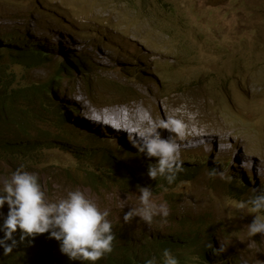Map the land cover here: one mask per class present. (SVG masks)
Segmentation results:
<instances>
[{
  "label": "rangeland",
  "instance_id": "rangeland-1",
  "mask_svg": "<svg viewBox=\"0 0 264 264\" xmlns=\"http://www.w3.org/2000/svg\"><path fill=\"white\" fill-rule=\"evenodd\" d=\"M59 17L62 20L58 24L53 19ZM18 28L42 44L54 43L60 53L59 58L50 55L47 65L29 72L33 79L46 74L51 78L68 51H82L88 59L82 65L90 71L75 74L72 70L55 85L54 96L63 106L77 108L76 114L68 108H64V114L50 113L31 100H25L28 109L21 107L26 115L38 109L44 120L38 124L44 134L34 141L35 148L53 170L48 175L40 171L34 174L46 198L51 196L58 202L68 192L80 191L101 211L110 210L114 218L120 217L113 207L119 201L128 200L133 208H139V193L109 183L119 172L116 157L126 162L131 159V150L122 144L126 136L138 134L153 122L175 117L187 125L183 136L158 131L164 139L171 136L179 152L185 149L183 161L203 163L199 172L205 174L200 181L215 185L212 197L216 200L208 198L209 189L189 192L192 186L186 184L172 204L184 203V210H211L214 215L208 221L220 220L219 239L208 241L209 248H215L209 255L211 264H227L230 257L237 264H264V236L248 235L254 216L264 215L253 213L250 206L238 207L250 199L254 189L264 190L258 170L243 166V156L255 155L259 158L254 163L264 167V0H0V33ZM11 55L15 57L17 52ZM3 59L10 62L6 55ZM12 65L19 66L18 61L14 59ZM52 100L55 111L60 103ZM122 107L126 119L130 117L133 125L136 123L125 128L134 131L113 132L121 129L95 122L97 113L104 119L101 112ZM80 111L89 114L84 119L93 124V130L83 125ZM91 132L96 134L95 143L84 134ZM119 136L124 140L119 141ZM50 141L56 144L50 145ZM227 142L231 148L223 154L221 149ZM4 164L0 165V189L16 171L13 164ZM79 168L85 182L75 178L73 171ZM213 171L216 175H209ZM222 185H227L231 194L217 198ZM152 193L153 204L168 209L171 203L165 198L166 192ZM162 224L167 232L169 227ZM138 227L137 238L148 243L145 235L149 234L143 232L153 231L154 225L139 220ZM205 241L203 238L202 244ZM176 248L185 253L182 247ZM221 248L224 251H219ZM46 253L41 249L38 259L46 258Z\"/></svg>",
  "mask_w": 264,
  "mask_h": 264
},
{
  "label": "clouds",
  "instance_id": "clouds-1",
  "mask_svg": "<svg viewBox=\"0 0 264 264\" xmlns=\"http://www.w3.org/2000/svg\"><path fill=\"white\" fill-rule=\"evenodd\" d=\"M53 20L55 21V19ZM40 29L43 30L44 28ZM12 32L13 30L0 33V43H6L4 38ZM28 34L31 36L30 44L42 45L46 50L47 56L39 63L47 65V58L50 55L59 58L60 53L54 43L42 44L33 38L30 33ZM96 34H98L97 31ZM48 48L51 50L53 48V51L48 50ZM53 52L55 53L53 54ZM67 53H69L68 56L59 61L58 66L55 68L57 73L52 74L49 78L50 83L53 81L47 92V108L50 113L58 114L63 112L64 108H68V111L74 114L77 108L71 105L63 106V102L54 96V93L57 92L55 90L56 82L70 75L72 70L75 74L77 72L84 73L85 71L87 74L90 73L85 64L82 65L86 58L82 51L73 54L68 51ZM15 60L18 61L19 66L31 65L30 59ZM87 74L86 77L89 76ZM53 85L54 87H52ZM86 85L91 88L89 82H86ZM62 92H66V87L62 89ZM52 98L60 103V108H56L55 111L52 109L54 104ZM73 114L71 115L73 116ZM79 117H83L81 122L87 129L93 130L95 128L93 124L84 119L89 118V114L80 111ZM96 122L103 123L99 120H96ZM186 127L187 125L183 120L170 116L167 119H161L159 123H151L138 134L127 132L133 136H126L125 143L122 144L131 150V159L126 162L123 159L121 161L117 160L116 157V168H119V172L116 176L113 175L115 179L108 178L111 181L104 177H98L99 179H97L107 180L111 184H120L119 186L123 191L139 193L141 205L139 208H133L134 205L128 200L113 204V207L117 208L120 213L119 218H114L110 210L101 211L95 203L86 198L80 191H70L65 198L58 202L52 199L51 196L46 198L45 191L38 182V177L34 174V171H40L42 174L48 175V171L53 168L40 158L35 143H31L27 139H18L20 141L17 146L18 151L27 163L24 168L15 169L16 171L13 172L11 180L4 185L3 189H0V257L13 255L22 264H105L109 255L113 257L114 255L126 254L130 247L140 248L146 246L155 248L166 239V236L178 237L176 233L181 223L180 219L185 216L186 220H189L186 224H191L194 231L204 232L199 241L201 245L206 246L204 251L206 261L203 264H211L209 255L215 248H209L211 245L208 246V241L214 240V237L219 239L221 228L218 224L220 220L215 218L208 221L210 215L213 214L211 210L207 212H199L196 209L184 210V203L172 204V202L174 198L182 195L186 184L192 186L189 192H202V189H205L206 192L209 189L211 192L208 198L216 200L212 197L215 185L200 181L205 174L199 172L203 163L183 161L181 157L182 154L186 153L185 149L179 152V147L172 137L169 136V138L164 139L158 131V129H164L177 136H183ZM115 131L117 130H113V132ZM84 134H86L89 141L95 143L96 134L92 132ZM124 138L119 136L118 140L123 141ZM49 143L50 145L56 144L53 141ZM230 145L231 143L227 142L222 148H231ZM73 147L77 150L80 149L79 145H73ZM242 147L245 148V145H242ZM28 153L38 155L40 162L35 165L32 164L27 158ZM223 154L226 153L223 151ZM89 156L88 159H90ZM231 156L232 159L236 158L233 155ZM256 157L259 158L255 155L243 156V166L248 169H254L255 167L259 172L258 179L264 181V176L261 175V172L264 173V167L256 164L258 162ZM250 161H253V164H250ZM188 168L194 169L191 175L187 173ZM209 175L214 176L216 172H210ZM220 175L221 178H224L223 173H220ZM253 177L256 178L257 175L253 174ZM75 178L77 177L75 176ZM181 181L184 182V185L181 184ZM176 185L178 186L173 188ZM226 186H220L216 194L217 198L231 194ZM158 190L160 194L166 192L165 198L172 204L168 206V209L153 204L151 200L152 192ZM120 194L123 195L122 192ZM5 205L7 208L3 210ZM246 206H250L253 213L264 215V190L254 189L249 200L238 204L241 209ZM158 215L159 217L153 222L154 217ZM139 220L147 225H154L153 231L143 232L149 234L145 235L149 239L148 243H143L135 234V231L139 228ZM162 223H166V227H169L167 232L163 231ZM256 234L264 236V218H261V216H254V219L248 225V235L253 237ZM203 238L206 239L204 244L201 242ZM41 249L47 251L46 258L42 256L41 259H38V253ZM219 251H224V249L221 248ZM229 259H226L227 264L238 263L232 257ZM146 264H157V261L155 258H151L146 261ZM163 264H179V261L168 249H165L163 251Z\"/></svg>",
  "mask_w": 264,
  "mask_h": 264
},
{
  "label": "trees",
  "instance_id": "trees-1",
  "mask_svg": "<svg viewBox=\"0 0 264 264\" xmlns=\"http://www.w3.org/2000/svg\"><path fill=\"white\" fill-rule=\"evenodd\" d=\"M55 20L59 24L62 17ZM4 40L6 43H0V165L8 162V165L13 164L12 167L18 169L24 168L27 163L18 151L17 146L20 143L18 139H27L29 142L35 143L36 138L44 134L39 129L40 126L38 127V124L44 123L38 109L31 115H26L22 112L21 107L28 109L25 100L37 102L39 107H47V92L52 83L47 78V74L43 78L37 79H33L32 75H29V72L44 66V64L39 63L47 56L42 45L30 44V37L25 35L20 28L13 30L12 34H9ZM3 51H6L5 55L9 57L10 62L3 60ZM13 51L17 52L15 57L11 55ZM14 59H30L31 65H12ZM14 69H16L15 72ZM18 73L22 75L18 77ZM56 73L57 69L53 71L54 75ZM49 134L54 135L51 132ZM27 158L34 165L40 162L36 154L28 153ZM193 171V168H188V175H191ZM73 172L76 177L82 178L85 182V177L79 175L81 168ZM68 174L70 173L68 172ZM6 208L4 207L3 210ZM188 221L185 216L181 217V223L176 233L178 237L166 236V239L155 248L130 247L126 254L114 255L113 257L109 255L105 264H146V261L151 258H155L157 264H163V251L165 249H168L178 259L179 264H203L206 261L204 255L206 246L201 245L199 241L204 232L194 231L191 224H186ZM176 241L177 243H175ZM176 247H182L185 249V253L177 252ZM0 264L22 263L13 255H9L0 257Z\"/></svg>",
  "mask_w": 264,
  "mask_h": 264
},
{
  "label": "bare ground",
  "instance_id": "bare-ground-1",
  "mask_svg": "<svg viewBox=\"0 0 264 264\" xmlns=\"http://www.w3.org/2000/svg\"><path fill=\"white\" fill-rule=\"evenodd\" d=\"M107 109V108H106ZM122 109H123V107L122 108H120V109H118V108H113V109H108V110H106V111H103V112H101V114H103V115H105V118L104 119H102V117L100 118L99 117V114H100V112L99 113H97L95 116L97 117V119L96 120H99V121H101V122H104V123H108L109 125H115L116 127H114L115 129L116 128H118V129H121L120 131H118L117 129V131L116 132H122V130H127V131H134L135 129H132V130H128V129H126L125 127H129L130 128V126H134V125H136V123L133 125V123H132V121H131V118L129 117L128 119H126V117L128 116L127 115V113L125 112V111H122ZM104 112H106V114L104 113ZM134 112V111H133ZM132 112V113H133ZM140 113V112H139ZM129 114V113H128ZM142 114V113H141ZM141 114L139 115V117H141ZM133 116V115H132ZM142 117H144L143 116V114H142ZM141 117V118H142ZM145 118V117H144ZM90 119H91V117H90ZM146 119V118H145ZM115 120V123L114 122H112V121H114ZM141 120V119H140ZM144 120H142V121H139V123H142ZM96 122V121H95ZM121 122H123V124H121ZM103 123V124H104ZM101 124V123H100ZM104 126V125H103ZM106 127H107V125H106ZM110 128V127H109ZM113 128V129H114ZM112 129V130H113ZM196 135V134H195ZM196 137H198V138H200L201 139V135H197ZM185 144H187L186 142H185ZM215 145H216V143H215ZM222 150H226V151H230V148H222Z\"/></svg>",
  "mask_w": 264,
  "mask_h": 264
}]
</instances>
